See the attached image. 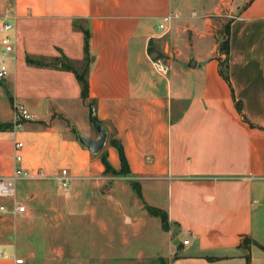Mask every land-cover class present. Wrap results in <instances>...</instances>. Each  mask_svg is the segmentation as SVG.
Returning <instances> with one entry per match:
<instances>
[{"label":"crops","instance_id":"0c3cea01","mask_svg":"<svg viewBox=\"0 0 264 264\" xmlns=\"http://www.w3.org/2000/svg\"><path fill=\"white\" fill-rule=\"evenodd\" d=\"M245 1L222 53L210 18L182 15L173 0H0V21L8 9L17 15L11 74L0 80V123L11 125L0 129V176L17 165V141L22 165L42 172L25 179L34 181L22 197L31 228L20 223L0 242L9 254L0 264H264V0ZM80 26L91 33L86 98L76 74L53 62L86 58ZM167 34L179 46L156 78L149 45ZM14 102L32 115L20 130ZM98 125L107 139L95 153L79 135L99 138ZM112 140L130 181L107 182L103 154L121 168ZM64 168L68 190L58 182ZM145 204L168 213L161 255L150 248L159 225Z\"/></svg>","mask_w":264,"mask_h":264},{"label":"rangeland","instance_id":"374dc122","mask_svg":"<svg viewBox=\"0 0 264 264\" xmlns=\"http://www.w3.org/2000/svg\"><path fill=\"white\" fill-rule=\"evenodd\" d=\"M173 2L175 5V9H178L179 13L181 12L182 15L189 16V18L192 17V19L193 18L205 19L207 17L210 18V20L212 22L211 23L212 25L210 27H211L212 31L218 35V41H221L219 49L222 53H225V37H226L227 25L231 21V19L235 16V14H237L240 11V9L243 7V5L246 3L245 0H173ZM179 20L182 21L181 18L174 19L173 21L175 22V21H179ZM190 20L191 19L184 20L185 24L190 26V24H191ZM157 30L159 32H163L165 29H157ZM172 33H173V31H172ZM169 34L164 35L160 41L153 43V48L155 50V53H152V54L155 57V59L160 57V58H164L166 60L167 58L172 57L170 55L171 53H174V54L176 53L175 49L178 48L179 45L176 42L172 41ZM166 44L169 45V50H170L169 52L165 51V45ZM148 63L151 65L149 70H152L153 75L156 78H159L161 76V74L153 66L152 59L149 60ZM76 116L79 117V119L81 118L80 120H78L80 125L85 124V122L87 123L88 119H89L88 108H85V107L81 108L79 110V112L78 111L76 112ZM120 169H116V171H119ZM108 173L110 175H114V177L108 178L107 182H109V183L113 182L114 180H119L121 182L131 180V179L126 178L128 176V174H126V175L125 174H117V172H115V170H109ZM33 182H34L33 180H21L17 185L18 190L20 192V196L23 197L26 200V202L28 201V199L26 198V195L24 194V192H25L24 188L32 185ZM60 189L63 190L62 187ZM108 189H111V188L109 187ZM120 192L122 193L123 196L127 195V191L124 189H121ZM134 196H136V193ZM145 205H146V208L148 209V211L152 215H154L155 220H156L155 223H157L159 225V227H156L155 241L150 246V248L154 251V253H158V255H161V253H164L162 250L166 249V245H167V244H165V245L163 244L164 243V236L162 235L161 230L170 231V221H169V218H168V220L164 221L165 219L163 217V213H161L164 209L160 208L162 211H160V210H159V212L155 211L156 213H159V215H158V214H155L149 210L148 204H145ZM29 207L31 208V211L28 215H25V216L33 217L34 213H35L34 212L35 206H33V203H32V204H30ZM23 217L24 216H22V215H21V217L20 216L10 217V218L0 217V242L11 240L12 239L11 238L12 230H14V229L16 230V228L19 226L20 223H22L21 226L24 228H28V229L31 228L28 226V223L25 220V218H27V217H24V218ZM30 224H33V223L30 222ZM254 248H257V247H254ZM261 254H263L262 258H261V260H262L264 253H261ZM68 256H69V254L66 256V258ZM158 257H159L160 261H162V262L166 261V258H161V256H158ZM258 259H259V257H258ZM29 264H30V262H29Z\"/></svg>","mask_w":264,"mask_h":264},{"label":"built area","instance_id":"2783aa9c","mask_svg":"<svg viewBox=\"0 0 264 264\" xmlns=\"http://www.w3.org/2000/svg\"><path fill=\"white\" fill-rule=\"evenodd\" d=\"M173 16L165 17L164 22L159 24V29H166L167 21H170ZM17 15L13 9H8L2 16L0 21V80H5L11 74V61L15 51V19ZM156 70L162 74L170 71V64L164 58H156L153 61ZM15 124L14 130L23 128L25 122L31 119V113L28 108L22 103L14 102ZM1 132V130H0ZM24 146L23 141H17L15 148L16 167L9 175L0 176V217H17L24 215L28 211L25 200L17 195V185L21 180L38 178L42 172L34 171L22 165L24 156L19 150ZM58 182L63 188L68 190L71 184V177L66 168L62 169L61 175L58 177ZM189 243V239L184 240V244ZM0 255L9 257L7 251L0 246ZM14 264H26V259L22 256L13 257Z\"/></svg>","mask_w":264,"mask_h":264},{"label":"trees","instance_id":"16d2710c","mask_svg":"<svg viewBox=\"0 0 264 264\" xmlns=\"http://www.w3.org/2000/svg\"><path fill=\"white\" fill-rule=\"evenodd\" d=\"M84 32H85V36H86V40H85V46H86V58L82 61V62H76L68 57H61V58H56L54 59V64H56L57 66H60L64 69L67 70H71L76 74V77L78 79V81L81 83L82 85V95L84 98H86L89 95V63H90V56H89V43H90V38H91V33L89 31V29L85 28L84 26H80ZM226 34H228V25H227V29H226ZM229 51V41L227 38H225V52L228 53ZM149 52L150 53H155V50L153 48V42H150L149 45ZM37 63L40 64H44L46 62H44L43 60H37ZM224 62H222L223 64ZM223 75L228 78V73L225 69L222 70ZM237 106L239 108V110H242V106H241V102L237 101ZM11 125L6 123H0V129L1 130H6L10 127ZM113 145H115L118 148L119 154H120V159H121V169L119 171H116V169L111 165V163L109 162L108 158H107V154H103V162L106 166V171L108 172L109 170H115V172H117V174H129L130 172V166H129V162H128V158L126 156L124 147L121 143L117 142L116 140H112L111 142ZM132 186L136 189L137 193L142 196V192H141V187L139 182L132 180L131 181ZM148 208L151 212L156 213L155 211L159 212L162 211L160 208L155 207V206H151L148 205ZM161 213H163V217H164V221L168 220V213L163 210ZM249 264V262L247 263Z\"/></svg>","mask_w":264,"mask_h":264},{"label":"water","instance_id":"95a60500","mask_svg":"<svg viewBox=\"0 0 264 264\" xmlns=\"http://www.w3.org/2000/svg\"><path fill=\"white\" fill-rule=\"evenodd\" d=\"M98 131L100 133L99 138H89L83 135H79V140L87 146L92 152H100L105 145L107 139L106 129L102 125H98Z\"/></svg>","mask_w":264,"mask_h":264}]
</instances>
